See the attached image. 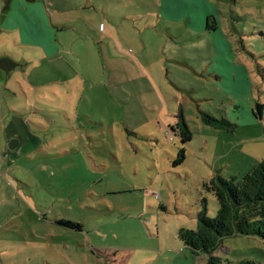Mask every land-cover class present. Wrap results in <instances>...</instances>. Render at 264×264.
I'll return each mask as SVG.
<instances>
[{
	"label": "rangeland",
	"instance_id": "1",
	"mask_svg": "<svg viewBox=\"0 0 264 264\" xmlns=\"http://www.w3.org/2000/svg\"><path fill=\"white\" fill-rule=\"evenodd\" d=\"M35 4L68 28L55 59L0 31V57L20 65L0 71V264H206L178 231L195 229L203 202L216 216L214 175L239 179L264 159L252 113L264 103V0ZM9 21L23 22L17 7ZM204 113L235 127L204 126ZM214 255L264 264V242L226 237Z\"/></svg>",
	"mask_w": 264,
	"mask_h": 264
},
{
	"label": "trees",
	"instance_id": "2",
	"mask_svg": "<svg viewBox=\"0 0 264 264\" xmlns=\"http://www.w3.org/2000/svg\"><path fill=\"white\" fill-rule=\"evenodd\" d=\"M207 17L206 30H214L215 22ZM20 67L19 63L8 57H0V71L7 74ZM253 115L261 121L264 113V103L257 102L253 105ZM177 122L178 136L183 144L191 140L187 126L179 114ZM204 126L216 131L230 132L234 126L225 119H215L204 113L201 116ZM183 154V151L181 152ZM183 159V156H181ZM180 159V160H181ZM210 192L217 204L216 216L209 219L205 215V202L203 210L198 214L195 229H181L178 238L192 257L203 255L206 264H232L223 261L214 254L226 237H253L264 242V159L244 173L239 179L233 177L225 180L214 175L204 186ZM239 264H255L251 261H242Z\"/></svg>",
	"mask_w": 264,
	"mask_h": 264
},
{
	"label": "crops",
	"instance_id": "3",
	"mask_svg": "<svg viewBox=\"0 0 264 264\" xmlns=\"http://www.w3.org/2000/svg\"><path fill=\"white\" fill-rule=\"evenodd\" d=\"M44 4H45V10H46L47 15H48V13L50 14L54 10H57V9L48 10L47 9V6H48L47 3L44 2ZM15 7H17L21 11L22 16H23V22H20V24H16V23L13 24L9 21V19L11 18V15L13 13V9ZM80 8H81V5H77V9L80 10ZM82 9H83V7H82ZM172 9H173V7L171 8V10ZM5 12H7V14H6V16H4L3 23H5L7 25L0 27V31L4 30L6 32H12V33L16 34L18 41H20V43H18V44L21 47H29L31 49H37L40 51L41 56L45 57L46 59H50V58L55 59L57 56L60 55V52H62V51L60 49V43L58 44V42H57L58 34L66 31L68 27H65L62 24H60V25L53 24L51 18L48 17V19H47V17L44 15V13H43L44 10L39 9V5L35 4V0H18V6L15 4V2H11V0H9L8 4H6L5 7L3 8L2 14H4ZM63 12H66V11H63ZM63 12H62V14H63ZM56 13L59 14L58 11H56ZM174 24H177V22H174ZM193 25L196 28L195 30H196V34L198 36L204 34V27L201 23H199L197 25L193 23ZM98 26L100 29L101 24H98ZM89 29H93L94 32L101 34L95 28L93 23L90 24ZM205 30H206V26H205ZM76 38L82 40V43H81L82 48L83 47L85 48L86 46H90L89 40L91 41V39L94 37H92L91 33L87 31L86 33L80 32L79 36H76ZM22 40H25V42L23 43ZM81 44H80V47H81ZM97 55H98V51H97ZM111 57H112V53L109 52L108 55L104 56V59L105 60L109 59V61H110ZM99 58L100 57H98V59ZM99 65H100V60H99ZM231 65H233V64H231ZM103 68H104V70L102 71L103 72V81L105 83H107V82H109L107 80L108 68L106 66L103 67V63H102V69ZM235 70L237 71L238 69L235 68ZM236 74H240L239 71H237ZM239 83H241V81H239ZM248 83H249V81H248ZM232 102H233V107L237 108V106H235V100H232ZM254 102L256 103V100H254ZM157 114H158V111H157ZM159 114H160V111H159ZM259 117H261V115H259ZM259 117L254 116V118L257 119V121H258ZM235 119L239 120V117L236 116ZM233 126L235 127V125H233Z\"/></svg>",
	"mask_w": 264,
	"mask_h": 264
},
{
	"label": "built area",
	"instance_id": "4",
	"mask_svg": "<svg viewBox=\"0 0 264 264\" xmlns=\"http://www.w3.org/2000/svg\"><path fill=\"white\" fill-rule=\"evenodd\" d=\"M260 123H261L262 125H264V114L262 115V118H261Z\"/></svg>",
	"mask_w": 264,
	"mask_h": 264
}]
</instances>
